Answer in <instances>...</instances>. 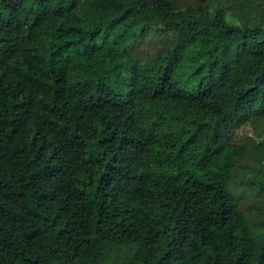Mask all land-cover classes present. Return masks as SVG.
<instances>
[{
    "label": "trees",
    "instance_id": "1",
    "mask_svg": "<svg viewBox=\"0 0 264 264\" xmlns=\"http://www.w3.org/2000/svg\"><path fill=\"white\" fill-rule=\"evenodd\" d=\"M0 264H264V0H0Z\"/></svg>",
    "mask_w": 264,
    "mask_h": 264
}]
</instances>
